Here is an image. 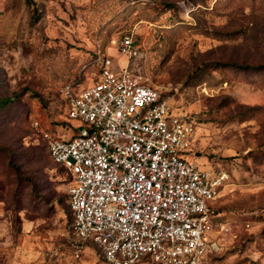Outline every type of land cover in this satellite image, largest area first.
<instances>
[{
  "label": "rangeland",
  "instance_id": "374dc122",
  "mask_svg": "<svg viewBox=\"0 0 264 264\" xmlns=\"http://www.w3.org/2000/svg\"><path fill=\"white\" fill-rule=\"evenodd\" d=\"M103 55L190 116L193 162L229 174L206 264H264V0H0V264H105L74 235L72 178L33 125L56 131L61 88Z\"/></svg>",
  "mask_w": 264,
  "mask_h": 264
},
{
  "label": "built area",
  "instance_id": "2783aa9c",
  "mask_svg": "<svg viewBox=\"0 0 264 264\" xmlns=\"http://www.w3.org/2000/svg\"><path fill=\"white\" fill-rule=\"evenodd\" d=\"M132 48L125 36L120 53ZM114 67L103 55L89 82L63 85L65 120L56 131L33 120L51 160L72 178L73 233L105 264H206L219 249L214 207L229 174L189 158L190 116L128 62Z\"/></svg>",
  "mask_w": 264,
  "mask_h": 264
},
{
  "label": "trees",
  "instance_id": "16d2710c",
  "mask_svg": "<svg viewBox=\"0 0 264 264\" xmlns=\"http://www.w3.org/2000/svg\"><path fill=\"white\" fill-rule=\"evenodd\" d=\"M7 102H8V100L7 99H5V100H0V108H3V107H5L6 105H7ZM43 142H44V140H43ZM45 144V143H44ZM45 147H46V145H45ZM47 149V148H46ZM48 152V151H47ZM60 168V167H59ZM61 169H63V168H61ZM70 209H71V207H70ZM71 214H72V212H71Z\"/></svg>",
  "mask_w": 264,
  "mask_h": 264
}]
</instances>
